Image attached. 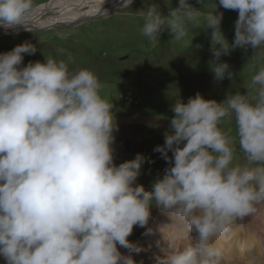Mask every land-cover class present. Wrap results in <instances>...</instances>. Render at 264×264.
<instances>
[{
  "label": "clouds",
  "instance_id": "obj_1",
  "mask_svg": "<svg viewBox=\"0 0 264 264\" xmlns=\"http://www.w3.org/2000/svg\"><path fill=\"white\" fill-rule=\"evenodd\" d=\"M133 2L123 0L122 6L131 8ZM219 5L238 11L231 44L214 4L205 14L189 0H178L163 15L151 2L135 13L143 17L142 34L154 44L165 30L182 40L189 25L203 21L204 30H211L214 78L232 80L221 57L237 47L255 50L252 58L264 50V0H219ZM36 9L34 0H0V27L27 26ZM36 51L25 41L0 53L5 264H135L120 248L142 251L128 237L134 226L152 232L153 207L170 221L158 228L168 250L157 264H221L216 241L264 205V67L253 75L250 91L222 102L199 93L186 103L176 100L164 144L153 149L168 166L149 191L136 181L150 158L138 153L114 163V103L101 95L95 72L70 70V58L51 55L24 65V55ZM225 118H234L235 137L220 128ZM237 145L243 165L233 164Z\"/></svg>",
  "mask_w": 264,
  "mask_h": 264
},
{
  "label": "rangeland",
  "instance_id": "obj_2",
  "mask_svg": "<svg viewBox=\"0 0 264 264\" xmlns=\"http://www.w3.org/2000/svg\"><path fill=\"white\" fill-rule=\"evenodd\" d=\"M47 1L34 0V3L38 7ZM151 2L158 5L163 15L178 4V0H134L131 8L116 6L103 13L106 14L104 16L75 22L62 21L68 24H51L49 28L44 26L45 29H37L41 27L37 26L12 34H0V53L10 51L25 41L36 46L35 54L24 55V65L29 61L43 62L45 57L51 55L57 59L70 58V70L87 68L95 72L102 83L101 95L114 103L113 111L118 124V131L113 133L114 163L119 165L132 160L138 153L150 158L152 163L145 161L136 181L149 191L152 183L163 176L168 166L160 153L153 149L164 144V136L170 131V119L174 115L171 108L176 100L186 103L189 97L199 93L204 99L222 102L227 95L250 91L253 75L264 67V50L252 58L255 50L249 47L245 51L237 47L229 55L221 57L229 64L233 79L217 81L210 63L213 60L210 51L211 30H204L203 21L200 25H189V34L182 40L172 39L165 30L159 36V43L154 44L142 34L143 17L135 13ZM189 2L196 8L202 7L201 11L205 14L213 11L212 4L216 5V12L223 13L221 30L232 43L238 11L224 9L219 5V0ZM89 8L87 3L75 10L86 11ZM60 11L61 8L56 7L41 17H54ZM58 33L65 34L66 38L60 39ZM220 128L235 137L234 118L222 120ZM168 155L171 156L170 151ZM244 162L237 145L233 164L243 165ZM151 212V219L154 220L164 215L155 207ZM146 232L145 228L134 226L128 237L142 248L139 253L125 249V255L131 256L135 264H155L153 253L146 250ZM0 264H5L2 257Z\"/></svg>",
  "mask_w": 264,
  "mask_h": 264
},
{
  "label": "bare ground",
  "instance_id": "obj_3",
  "mask_svg": "<svg viewBox=\"0 0 264 264\" xmlns=\"http://www.w3.org/2000/svg\"><path fill=\"white\" fill-rule=\"evenodd\" d=\"M87 3H89L90 7L88 10H75L76 7L80 8ZM122 4L123 0H49L37 7L32 20L27 26H17L15 29L9 30L0 27V34H12L17 30L30 29L31 26L35 28L41 26L37 29H42L44 26L48 28L55 25L68 24L62 21L75 22L89 14L101 15L113 10L116 6H122ZM56 7L61 8L59 15L56 14L54 17L44 19L41 17L45 12ZM169 223L170 221L165 214L158 217L157 220L152 218L149 222L148 228L152 229V232L150 234L146 232L145 234L148 243L146 250L149 253H153L155 264H157V258L164 257L165 252L168 250L167 242L163 240L158 228ZM194 235L195 233L190 234V241ZM216 243L221 249V264H264V206L259 205L255 214L234 223L231 231L217 240ZM122 252L125 254V249L122 248Z\"/></svg>",
  "mask_w": 264,
  "mask_h": 264
},
{
  "label": "water",
  "instance_id": "obj_4",
  "mask_svg": "<svg viewBox=\"0 0 264 264\" xmlns=\"http://www.w3.org/2000/svg\"><path fill=\"white\" fill-rule=\"evenodd\" d=\"M104 15H106V14H102V15H100V14L99 15L98 14H92L90 16H86V17L79 18L77 21H83V20H86L88 18H93V17H97V16H104ZM31 28H35V27H32L31 26ZM42 29H45V27L44 28L42 27ZM7 33H10V32H7Z\"/></svg>",
  "mask_w": 264,
  "mask_h": 264
}]
</instances>
